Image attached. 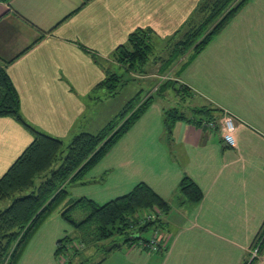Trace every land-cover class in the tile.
<instances>
[{
	"label": "crops",
	"instance_id": "1",
	"mask_svg": "<svg viewBox=\"0 0 264 264\" xmlns=\"http://www.w3.org/2000/svg\"><path fill=\"white\" fill-rule=\"evenodd\" d=\"M202 1L0 0V69L20 94L24 119L65 142L98 132L105 112L100 125L88 112L114 99L100 84L114 66L127 70L116 49L140 28L174 35ZM178 75L203 100L199 108L230 112L236 128L228 134L221 121L202 125L204 114L195 113L178 120L169 136L164 119L171 108L154 99L86 183L69 189L72 198L104 204L148 183L170 203L156 225L161 249L123 244L92 264H242L264 227V0L246 2ZM113 109L110 116L119 111ZM33 140L23 122L0 115V176ZM185 176L202 189L200 201L180 191ZM71 230L55 212L18 264H61L57 242ZM256 264H264V252Z\"/></svg>",
	"mask_w": 264,
	"mask_h": 264
},
{
	"label": "trees",
	"instance_id": "2",
	"mask_svg": "<svg viewBox=\"0 0 264 264\" xmlns=\"http://www.w3.org/2000/svg\"><path fill=\"white\" fill-rule=\"evenodd\" d=\"M248 1L203 0L174 35L162 38L152 30L140 28L130 34L127 44L116 49L114 58L128 64L129 69L152 58L154 62L161 60L166 69L189 52L195 56L203 51ZM160 42H165L166 54L158 49ZM122 78V75L112 72L100 86L108 89L111 96L116 95L119 87L125 85ZM167 83L165 87L176 82L168 80ZM175 89L185 92L190 87L180 84ZM154 99V96H150L137 108L134 101H129L118 115L122 119L121 123L110 122L97 133L80 132L67 144L61 138L37 129L24 119L20 94L6 67L0 69V115L15 117L34 135L33 142L7 172L0 176V264H18L32 237L57 211H61L63 218L81 231L82 235L78 238L88 243L91 240L101 242L110 239L115 229L120 233L126 232L128 226L140 223L138 215L142 211L159 209L166 213L169 210L170 203L143 181L130 192L104 204L88 197L72 198L69 189L73 183H86L89 171L144 114ZM195 111L214 119L217 117L215 112L220 109L205 105L195 108ZM182 119L189 118L177 109L166 110L165 125L169 136L175 123ZM58 162L59 166L55 167ZM180 191L194 202L200 201L204 195L200 186L189 176L183 177ZM77 207L88 210L87 217L81 221L72 216ZM154 223L140 225L141 234ZM68 238L69 236L58 241V255L65 247V242L70 240ZM142 239L147 238L142 235L132 237L130 234L123 244L132 245ZM123 244H110L106 255ZM256 244L262 254L264 227L253 245ZM257 260L255 257L250 258L249 254L242 264H256ZM68 263L71 260L66 264Z\"/></svg>",
	"mask_w": 264,
	"mask_h": 264
},
{
	"label": "rangeland",
	"instance_id": "3",
	"mask_svg": "<svg viewBox=\"0 0 264 264\" xmlns=\"http://www.w3.org/2000/svg\"><path fill=\"white\" fill-rule=\"evenodd\" d=\"M164 44L165 42H160L158 49L163 54L164 53L166 54V50L164 49ZM193 55L194 54H191L190 52L185 54L177 62H174V64L170 65V67H166V69L164 67V63L161 62V60L158 62H154L152 58L144 63L135 64L134 67L130 69L128 68V64L116 59V61L125 65L127 68V70L117 66H114L113 68L116 71L113 72L123 76L122 82L125 85L119 87V92L116 95H112L114 96V99H110L106 101L104 105H99L94 108H91L88 112L90 113L89 117H94V119L97 117L96 120L99 121V125H100L101 122L100 116L103 112H105L104 113L105 116L102 118L105 125L102 128L106 127L110 122L113 121L121 123L122 119L118 115L127 106L129 101H134L135 108H137L145 101V99L149 98L150 96H154L155 99L156 98L160 99L167 107L171 108L170 110L177 109L179 113H184L187 117H190L191 115L197 113L195 112V108H199L198 102L204 103L203 100L200 99L201 97L195 95V92L192 89L187 90L185 92L182 90L177 91L175 89V88H179L180 84H182L178 80L179 70L183 66L184 68H186L187 65L198 54L195 56ZM168 80L169 81L171 80L176 83L171 86L169 84L165 87ZM105 93L106 96H111L108 93V89L106 88H105ZM199 106L202 107L203 105L199 104ZM110 109H113L115 112L117 111V109H119V111L116 114L113 115L111 114L112 116H110V112L111 113L113 112L112 110L110 111ZM215 113L217 114L216 118L209 119L207 117H203L201 119L202 120L201 124L206 125L205 124L206 121L208 122L214 121L216 123H220L221 121L222 123V120L226 113L220 111H216ZM69 142L70 140L66 141L67 144ZM66 152L67 151L65 150V153ZM100 160L98 161V163L100 162ZM59 164L60 162H58L55 167H58ZM39 181L40 180H38V182ZM69 188L71 189V186H69ZM110 200L111 197L109 196V198L107 200H103L102 203H106ZM87 215H88V210L82 207H77L72 213L73 218L78 221L85 219ZM67 223L68 225L72 226V224L69 223L68 221ZM140 225L142 226L143 224L137 223L134 226L133 225L128 226L126 228V232L124 231L122 233H120L117 229H115V233L110 239L101 242H95L94 240H91L88 243H85L81 241L80 238H78L79 236L82 235V233L80 230L72 226L73 228V230H71L72 232L70 231V233H68L67 235L69 236L68 239L70 240H67L65 242L66 243L65 247L62 249L59 255H64L65 258L67 257V259L72 260V258L76 256V254H78L79 258L75 260L73 264H92L93 261L105 257L107 248H104V246H108L112 243L123 244L131 233L140 232V227H141ZM156 225L157 223L155 222L154 224L150 225V227L147 230L142 231V236L147 239H151L153 234L155 233ZM101 245L102 247L99 248V246ZM257 245L258 244L252 246L250 250V258H254V257L259 258V256L261 255L258 251L259 246ZM68 264H72V263H68Z\"/></svg>",
	"mask_w": 264,
	"mask_h": 264
},
{
	"label": "built area",
	"instance_id": "4",
	"mask_svg": "<svg viewBox=\"0 0 264 264\" xmlns=\"http://www.w3.org/2000/svg\"><path fill=\"white\" fill-rule=\"evenodd\" d=\"M207 126L217 127V123L214 121H206ZM222 127L228 134H232L236 128V120L233 114L230 112L226 113L222 120ZM163 212L159 209L154 210H145L139 213L138 217L140 218V223L145 224L146 222H156L158 223L162 217ZM138 234V235H137ZM139 233H131L132 237L141 236ZM137 244L142 248L150 252H156L161 249V240H160V229L156 227L155 233L151 239H142ZM67 248V247H66ZM61 264H66L69 259L65 258L64 255H58Z\"/></svg>",
	"mask_w": 264,
	"mask_h": 264
},
{
	"label": "water",
	"instance_id": "5",
	"mask_svg": "<svg viewBox=\"0 0 264 264\" xmlns=\"http://www.w3.org/2000/svg\"><path fill=\"white\" fill-rule=\"evenodd\" d=\"M138 235V234H137Z\"/></svg>",
	"mask_w": 264,
	"mask_h": 264
}]
</instances>
